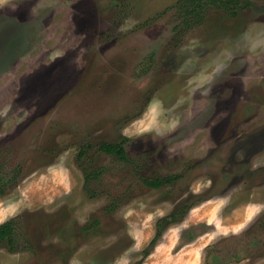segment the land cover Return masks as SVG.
I'll use <instances>...</instances> for the list:
<instances>
[{
	"label": "rangeland",
	"instance_id": "1",
	"mask_svg": "<svg viewBox=\"0 0 264 264\" xmlns=\"http://www.w3.org/2000/svg\"><path fill=\"white\" fill-rule=\"evenodd\" d=\"M177 3L0 0V264H264V0Z\"/></svg>",
	"mask_w": 264,
	"mask_h": 264
},
{
	"label": "trees",
	"instance_id": "2",
	"mask_svg": "<svg viewBox=\"0 0 264 264\" xmlns=\"http://www.w3.org/2000/svg\"><path fill=\"white\" fill-rule=\"evenodd\" d=\"M249 1H247L248 3ZM240 0H178V10L179 14L182 17L183 24L189 26L194 22V17L200 18L203 15V10L208 5H216L220 8L226 7L230 12L236 14L239 6ZM237 8V9H236ZM100 148L105 152H108L114 155L117 158H120L124 161H129L130 157L126 145L123 140L119 141H104L100 143ZM80 155H86V150L81 151ZM98 176L95 173H87V177ZM178 175H166L161 177L146 178L144 181L152 187H161L167 183L174 182L177 179ZM0 191L3 192V189L0 187ZM182 207L181 210H179ZM179 206L178 209H175L171 213L160 217L157 221V233L154 242L159 235L162 234V231L170 224L177 221L189 208L190 204L185 203ZM179 210V211H177ZM0 241H6L8 245L11 246L12 250H15L16 241H17V220L16 217H12L2 223H0ZM148 252V251H146ZM135 264H141L140 261H137Z\"/></svg>",
	"mask_w": 264,
	"mask_h": 264
}]
</instances>
